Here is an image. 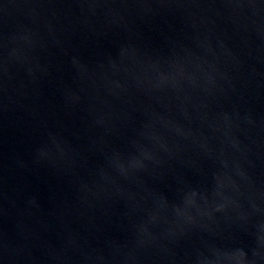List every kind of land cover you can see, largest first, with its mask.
Here are the masks:
<instances>
[{"label": "water", "instance_id": "water-1", "mask_svg": "<svg viewBox=\"0 0 264 264\" xmlns=\"http://www.w3.org/2000/svg\"><path fill=\"white\" fill-rule=\"evenodd\" d=\"M0 264H264V0H0Z\"/></svg>", "mask_w": 264, "mask_h": 264}]
</instances>
